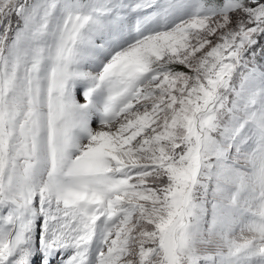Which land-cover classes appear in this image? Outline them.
Instances as JSON below:
<instances>
[{"label":"snow or ice","instance_id":"6c2138e0","mask_svg":"<svg viewBox=\"0 0 264 264\" xmlns=\"http://www.w3.org/2000/svg\"><path fill=\"white\" fill-rule=\"evenodd\" d=\"M0 264H264V0H0Z\"/></svg>","mask_w":264,"mask_h":264}]
</instances>
